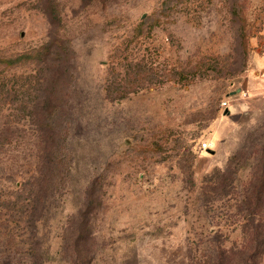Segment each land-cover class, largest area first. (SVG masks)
<instances>
[{
  "label": "rangeland",
  "instance_id": "374dc122",
  "mask_svg": "<svg viewBox=\"0 0 264 264\" xmlns=\"http://www.w3.org/2000/svg\"><path fill=\"white\" fill-rule=\"evenodd\" d=\"M260 177L264 0H0V264H264Z\"/></svg>",
  "mask_w": 264,
  "mask_h": 264
},
{
  "label": "trees",
  "instance_id": "16d2710c",
  "mask_svg": "<svg viewBox=\"0 0 264 264\" xmlns=\"http://www.w3.org/2000/svg\"><path fill=\"white\" fill-rule=\"evenodd\" d=\"M42 109H44V106L40 110H42ZM49 136H50V134H49ZM49 136L46 140L47 142H45V144L43 146V155H42V157L40 156V158L42 159V161H41L42 163H44V162L48 163V161L50 159L49 158L50 157V151H53L52 147H53V145H55V143L50 141ZM263 181H264V178L260 177L258 188L256 187L257 186L256 185L255 186L256 188H254V193L252 195L260 196L261 194H264V188L263 187L261 188V186H263V184H264ZM38 182H39V179H36L35 177H33V181L32 182L30 181L27 183V188H30L31 190H29V191L35 193V195H37V193H38V190H39L38 187L39 186H41L42 188L44 187L45 182H46V178L44 180H42L41 183H38ZM260 200L261 199L258 197L256 202L249 205V211H252V213H255V216L257 215L259 218H261L262 215L258 212V208H255V207L257 206V204ZM17 202H14V203L7 205L6 208H8V209L13 208L12 204H16ZM253 207H254V209L252 210L251 208H253ZM14 208H16V206H14ZM29 209H30V207H29ZM17 211H19L18 208H17ZM21 212L24 214V209L20 208V215H21ZM252 213H250V214H252ZM247 225H248V228H246V224H245L244 230H246V229L249 230V224H247ZM85 230L88 231V226L85 227ZM80 235H82V234L80 233ZM255 240H256V238H255ZM79 241H81V242H79ZM261 241L264 242V239ZM81 243H82V239L79 236H77L75 244H74L75 245V250H74L75 254L72 257V260H69L70 264H89V255L90 254H88L86 251L83 250V246ZM226 252H227L226 250H222V249L219 250L218 255H217L218 259H216L217 262L215 264H237L236 262H234V256L231 255V252L229 251L230 253L228 252V254H226ZM251 254H255V256L251 255L253 258V261H254V259L257 257L255 249L253 250V252Z\"/></svg>",
  "mask_w": 264,
  "mask_h": 264
},
{
  "label": "built area",
  "instance_id": "2783aa9c",
  "mask_svg": "<svg viewBox=\"0 0 264 264\" xmlns=\"http://www.w3.org/2000/svg\"><path fill=\"white\" fill-rule=\"evenodd\" d=\"M223 105H226V103L224 102ZM202 147H206L205 144H202Z\"/></svg>",
  "mask_w": 264,
  "mask_h": 264
},
{
  "label": "water",
  "instance_id": "95a60500",
  "mask_svg": "<svg viewBox=\"0 0 264 264\" xmlns=\"http://www.w3.org/2000/svg\"><path fill=\"white\" fill-rule=\"evenodd\" d=\"M212 153V151H210Z\"/></svg>",
  "mask_w": 264,
  "mask_h": 264
}]
</instances>
